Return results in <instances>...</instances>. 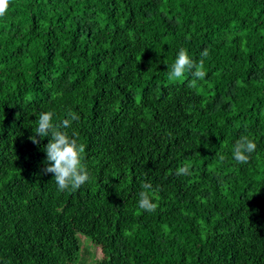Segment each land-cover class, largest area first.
Returning a JSON list of instances; mask_svg holds the SVG:
<instances>
[{
	"label": "trees",
	"instance_id": "16d2710c",
	"mask_svg": "<svg viewBox=\"0 0 264 264\" xmlns=\"http://www.w3.org/2000/svg\"><path fill=\"white\" fill-rule=\"evenodd\" d=\"M0 264H264V0H0Z\"/></svg>",
	"mask_w": 264,
	"mask_h": 264
},
{
	"label": "rangeland",
	"instance_id": "374dc122",
	"mask_svg": "<svg viewBox=\"0 0 264 264\" xmlns=\"http://www.w3.org/2000/svg\"><path fill=\"white\" fill-rule=\"evenodd\" d=\"M82 241H83L84 244H86V243L89 244L88 242H86V240H85L83 237H82ZM90 249H91V251H94L96 257H97V256H98V257L101 256V251H100L99 248L90 246V247H89V250H90Z\"/></svg>",
	"mask_w": 264,
	"mask_h": 264
},
{
	"label": "clouds",
	"instance_id": "9594fccd",
	"mask_svg": "<svg viewBox=\"0 0 264 264\" xmlns=\"http://www.w3.org/2000/svg\"><path fill=\"white\" fill-rule=\"evenodd\" d=\"M81 239V241H82V237L80 238ZM85 239V238H84ZM83 242V241H82ZM98 248V247H97ZM100 249V248H99ZM101 251V250H100Z\"/></svg>",
	"mask_w": 264,
	"mask_h": 264
}]
</instances>
